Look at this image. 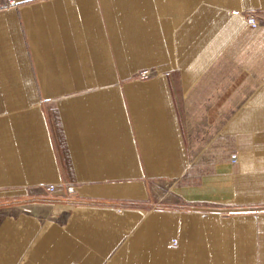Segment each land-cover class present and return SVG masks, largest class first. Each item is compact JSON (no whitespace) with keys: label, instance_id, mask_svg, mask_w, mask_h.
Returning <instances> with one entry per match:
<instances>
[{"label":"crops","instance_id":"1","mask_svg":"<svg viewBox=\"0 0 264 264\" xmlns=\"http://www.w3.org/2000/svg\"><path fill=\"white\" fill-rule=\"evenodd\" d=\"M18 1L0 11V206L76 193L0 215V264H264V24L233 13L264 0ZM237 103L240 164L158 207L153 182L188 177Z\"/></svg>","mask_w":264,"mask_h":264},{"label":"rangeland","instance_id":"2","mask_svg":"<svg viewBox=\"0 0 264 264\" xmlns=\"http://www.w3.org/2000/svg\"><path fill=\"white\" fill-rule=\"evenodd\" d=\"M237 11V10H235ZM240 12V11H238ZM246 15H253L256 16V18L259 21V25L257 27H260L264 24V18H262L261 15L255 12H243ZM242 18V17H241ZM243 19V18H242ZM244 22L248 25L245 19H243ZM253 28H256L254 26H251ZM163 68H151L150 70H144L142 75L143 79H149V77L153 76L154 72L160 71ZM142 73V74H143ZM238 105H234V109L226 111L219 119L222 120L220 123V130L216 134L215 138L212 140V142L207 146L206 150L199 156V158L195 159V164L193 167V170H191V173L187 177H183L178 180H159L155 181L152 184V190L154 192V201L158 207H161L163 209H183L184 206V200L180 196H185L189 189L188 188H181L187 185H196L200 183V180L204 174L212 173L214 171L215 166L221 162L222 159H224L226 156H229L230 161L233 164L239 165L241 162L240 159V150L238 145L236 144V134L233 133L230 129V124L235 117V115L239 112L241 107L243 106V103H237ZM236 106V107H235ZM224 117V118H223ZM216 128L213 127L209 133L205 136V138L193 149L194 157L197 155V153L200 151V149H203L207 145V143L211 140L213 135L215 134ZM232 155H237L239 158L238 163H234L232 159ZM191 176V177H190ZM212 180L209 179V182ZM44 186H40L38 190H34L33 192H30L32 194V197L23 200L20 202L21 208H14L13 207H3L0 206V215H18V214H29L32 215L27 207L33 206L35 204H45V205H51V204H65L67 201H70L74 198V194H49L44 192ZM38 195H42L43 197H38ZM184 198V197H183ZM28 205V206H25ZM228 208V207H227ZM259 209H264V206L260 207ZM225 214H229V211L223 212ZM36 214V213H35ZM38 214H41L40 212ZM46 215V214H45ZM176 241V240H175Z\"/></svg>","mask_w":264,"mask_h":264},{"label":"built area","instance_id":"3","mask_svg":"<svg viewBox=\"0 0 264 264\" xmlns=\"http://www.w3.org/2000/svg\"><path fill=\"white\" fill-rule=\"evenodd\" d=\"M19 5L18 0H0V11L8 10L10 8L17 7ZM236 15L242 17L245 19V21L250 24L251 26L257 27L259 25V21L256 18V16L253 15H246L243 12L233 11ZM143 73L142 75H144ZM234 163L239 162V158L237 155H232L231 159ZM44 192L49 194H73L76 193V186L74 184H69L66 182H60V183H52V184H46L44 186ZM173 245L176 244V241L174 240L172 242Z\"/></svg>","mask_w":264,"mask_h":264},{"label":"bare ground","instance_id":"4","mask_svg":"<svg viewBox=\"0 0 264 264\" xmlns=\"http://www.w3.org/2000/svg\"><path fill=\"white\" fill-rule=\"evenodd\" d=\"M235 14V13H234Z\"/></svg>","mask_w":264,"mask_h":264}]
</instances>
